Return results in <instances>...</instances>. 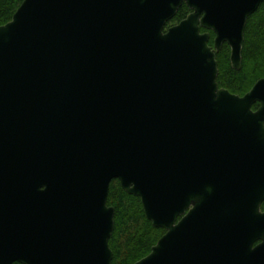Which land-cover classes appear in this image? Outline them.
I'll return each instance as SVG.
<instances>
[{
	"label": "water",
	"instance_id": "1",
	"mask_svg": "<svg viewBox=\"0 0 264 264\" xmlns=\"http://www.w3.org/2000/svg\"><path fill=\"white\" fill-rule=\"evenodd\" d=\"M263 4L24 0L0 26V264H113V181L166 231L135 264H264V78L232 94L216 57L241 70Z\"/></svg>",
	"mask_w": 264,
	"mask_h": 264
},
{
	"label": "trees",
	"instance_id": "2",
	"mask_svg": "<svg viewBox=\"0 0 264 264\" xmlns=\"http://www.w3.org/2000/svg\"><path fill=\"white\" fill-rule=\"evenodd\" d=\"M23 1L0 0V26L12 21ZM190 12L184 5L168 26L179 23ZM202 32L207 31L202 29ZM210 34L209 45L213 46L215 34ZM230 54L227 44L217 53V81L220 88L244 96L258 80L264 78V4L248 20L240 71L231 67ZM258 108L259 104L253 106V110ZM108 206L115 209V229L109 242L113 252V264H135L147 257L165 234V230L152 225L145 216L141 199L126 193L118 181H113L110 186Z\"/></svg>",
	"mask_w": 264,
	"mask_h": 264
},
{
	"label": "flooded vegetation",
	"instance_id": "3",
	"mask_svg": "<svg viewBox=\"0 0 264 264\" xmlns=\"http://www.w3.org/2000/svg\"><path fill=\"white\" fill-rule=\"evenodd\" d=\"M264 204V203H263ZM263 204H262V206H261V211L262 212H264V209H263ZM180 220V218L178 219V221ZM164 230V229H163ZM165 233H166V231H165Z\"/></svg>",
	"mask_w": 264,
	"mask_h": 264
},
{
	"label": "rangeland",
	"instance_id": "4",
	"mask_svg": "<svg viewBox=\"0 0 264 264\" xmlns=\"http://www.w3.org/2000/svg\"><path fill=\"white\" fill-rule=\"evenodd\" d=\"M175 24H177V23H172L170 26L175 25Z\"/></svg>",
	"mask_w": 264,
	"mask_h": 264
}]
</instances>
